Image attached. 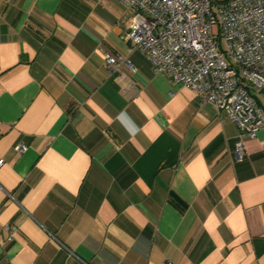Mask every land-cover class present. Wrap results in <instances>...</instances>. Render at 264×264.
<instances>
[{
	"label": "crops",
	"instance_id": "1",
	"mask_svg": "<svg viewBox=\"0 0 264 264\" xmlns=\"http://www.w3.org/2000/svg\"><path fill=\"white\" fill-rule=\"evenodd\" d=\"M128 13L0 0V264H264V128L238 158L236 124L153 70Z\"/></svg>",
	"mask_w": 264,
	"mask_h": 264
},
{
	"label": "built area",
	"instance_id": "2",
	"mask_svg": "<svg viewBox=\"0 0 264 264\" xmlns=\"http://www.w3.org/2000/svg\"><path fill=\"white\" fill-rule=\"evenodd\" d=\"M120 1L129 12L125 39L155 72L192 90L236 124L234 151L242 159L244 139L264 128V104L254 93L264 92V0ZM102 58L111 70H135L126 56L106 47ZM26 148L14 146L18 153ZM5 229L12 240L17 226Z\"/></svg>",
	"mask_w": 264,
	"mask_h": 264
},
{
	"label": "rangeland",
	"instance_id": "3",
	"mask_svg": "<svg viewBox=\"0 0 264 264\" xmlns=\"http://www.w3.org/2000/svg\"><path fill=\"white\" fill-rule=\"evenodd\" d=\"M254 93L257 95L260 103L264 104V92L255 90Z\"/></svg>",
	"mask_w": 264,
	"mask_h": 264
}]
</instances>
